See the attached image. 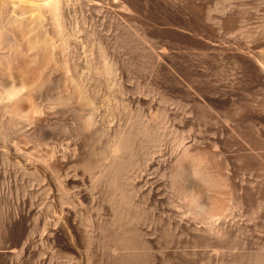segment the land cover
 Here are the masks:
<instances>
[{"label": "rangeland", "instance_id": "1", "mask_svg": "<svg viewBox=\"0 0 264 264\" xmlns=\"http://www.w3.org/2000/svg\"><path fill=\"white\" fill-rule=\"evenodd\" d=\"M30 1L0 0V264H120V229L161 264L204 227L183 150L231 193L212 264H264V0Z\"/></svg>", "mask_w": 264, "mask_h": 264}, {"label": "bare ground", "instance_id": "2", "mask_svg": "<svg viewBox=\"0 0 264 264\" xmlns=\"http://www.w3.org/2000/svg\"><path fill=\"white\" fill-rule=\"evenodd\" d=\"M31 1L29 2L31 5H28V6H30L29 9L33 8V10L32 11L30 10V12L31 13L35 12V14H36V12L40 9L39 8V9H37V11H34L36 9V6L48 8L52 4V1L54 3V6H56L55 1H57V0H48V3H46L47 0H45L44 3L42 0H40L41 5H38L39 3L36 5V3H35L36 1L35 2L32 1V3H31ZM37 2H39V1H37ZM59 3L60 2H58V6H59ZM46 5H48V6L46 7ZM51 6H53V5H51ZM58 6H57V8H58ZM53 8L54 7H52L51 9H53ZM41 10H40V12H41ZM26 11H27L26 13H28V9ZM50 11L51 10H49V13H50ZM55 11H56V9H55ZM56 12H55V15L57 17H60L57 15L59 12H57V13ZM41 13L39 14V12H38L39 15H41ZM24 16L25 17H23V18L26 19L27 14ZM2 17H4V16H2ZM21 19H22V17H21ZM34 19H36V18L34 17ZM54 19L55 18H53L52 20H54ZM57 19H59V18H57ZM56 21H55V23H56ZM19 22H21V21H19ZM24 23H25V21H24ZM27 23H29V22H27ZM60 23H61V21H60ZM22 24H23V22H22ZM22 26H24V25H22ZM27 26H28V24H27ZM54 26L57 27V24ZM36 44H38V43L36 42ZM215 172L212 171V169L209 167V164L207 163L206 159L204 160L200 156L190 153V151L188 152L187 150H183L181 152V154L176 158L174 169L172 172L173 183L175 184L176 187L177 186L179 187V189L177 188V190H179L178 193L181 192L180 198L182 199V201H184L186 203V204L184 203L186 206L185 212L188 214H191V216L192 215L194 217L196 216L195 217L196 219L198 216L201 220L203 219L204 220V227H202L201 229L192 228L191 230H193L195 232V234L188 235L186 233V235H185L186 237L182 240L180 238L179 234L176 235V232L174 234L170 230V227H168L169 223H168V225L163 226V227H161L160 226L161 224H159V226L161 227V228L159 227L161 234L155 238V242L159 248V251L157 254L161 258V260H160L161 264H206L203 261L206 258V255L202 254L201 251H203V250L199 251L200 249H202V246L204 247L203 248L204 251H206L205 248H208V247L210 248V249H208L209 251L207 252V254H209V257L206 258V259H208V261H206L207 264H208V262H210L213 259H216V262H217V260L221 259L220 262L218 261L219 263H221L222 260L224 262L223 257L226 253L224 252V250H222L221 247L213 248L212 243H214V242L217 243V241H218V243L220 242V244H221L222 243L221 240L226 239V234L224 231L225 229L221 225H218V226L214 225V220L216 217L224 216L225 211L228 210V202L231 199V198L229 199V196L231 193L229 192L230 190H228V187H227L228 182L226 183V181H225L226 179H224L225 177L222 178V176L220 174L215 173ZM173 183H172V185H173ZM183 213H184V211H183ZM121 217H123V216H121ZM121 217H120V220L122 219ZM175 228H178V227H175ZM139 230L142 232L141 229H139ZM139 230L136 229L134 231V233H132L129 237H127V236H125L126 232L123 229H120L119 238H118L119 245L122 247V249L124 251H128V252L123 254L121 261H120V264H149V261H150L149 256L142 254V253H135L137 251L136 249L144 248V246H145V242H142L143 237L141 236V235H144L145 233L143 232L144 234H141ZM177 230L178 229H176V231ZM156 231H157V229H156ZM211 245H212V248H211ZM198 246H200L201 248H199ZM195 248H197V249L199 248V249L197 250ZM169 249L173 250L172 251L173 257L172 258H171V256L169 257V255L167 254V252H168L167 250H169ZM134 250H135V252H134ZM195 250L199 251L200 254H198V252H196ZM228 252H230V251H228ZM228 252H227V254H229ZM205 253L206 252H204V254ZM197 254H198V256L199 255H202V256H199L200 258H198ZM211 256L213 257V259H211ZM242 256H244V255H242ZM257 256L258 255H256V257H254L256 261L259 258ZM201 257L203 259H201ZM152 258H155L154 255H152L151 259ZM154 260H156V258ZM255 260H253L254 264L256 263ZM155 262H153V264ZM210 263L212 264V261ZM252 263H249V264H252ZM259 263L262 264V259H261V262L259 261L256 264H259Z\"/></svg>", "mask_w": 264, "mask_h": 264}]
</instances>
